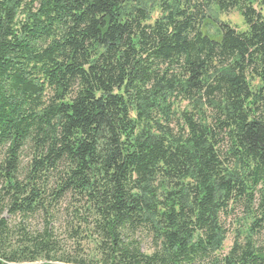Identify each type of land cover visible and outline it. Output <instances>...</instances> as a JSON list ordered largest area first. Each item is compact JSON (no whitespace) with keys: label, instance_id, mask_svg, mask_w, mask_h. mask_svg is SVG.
<instances>
[{"label":"trees","instance_id":"obj_1","mask_svg":"<svg viewBox=\"0 0 264 264\" xmlns=\"http://www.w3.org/2000/svg\"><path fill=\"white\" fill-rule=\"evenodd\" d=\"M69 194L101 264H264V0H0V215ZM239 204L253 221L222 255ZM46 232L7 261L87 264Z\"/></svg>","mask_w":264,"mask_h":264},{"label":"rangeland","instance_id":"obj_2","mask_svg":"<svg viewBox=\"0 0 264 264\" xmlns=\"http://www.w3.org/2000/svg\"><path fill=\"white\" fill-rule=\"evenodd\" d=\"M149 7H156L162 0H144ZM154 9L153 19L159 16L157 9ZM214 16L215 13L209 12L207 16ZM218 19L228 23L238 31H244L247 27L237 11H231L227 14H217ZM203 33L216 38L218 35L217 25L209 18L205 20L201 26ZM186 104H181L180 109L184 110ZM30 151L21 155L23 166H27L31 160ZM74 195L69 194L60 200L54 207H47L46 210H37V212L29 215H21L9 213L7 209L0 215V219L5 220L8 227V234L3 242H0V263L1 264H45L49 263L46 257L39 258L36 262L29 260H21L16 262L7 261L13 253H17L20 257L21 249L28 248L33 250L35 247L31 242L47 234L51 236V247L56 250L51 253L54 260H60L61 257L68 259H76L84 261L87 264H101L100 251L98 250L99 242L97 236L91 232L92 222L90 215L84 210L87 209L84 201L77 200ZM80 199V198H79ZM85 208V209H84ZM245 208L242 204L231 206L229 210L222 216V223L228 231L224 244V250L221 253L226 255L234 242L239 239L244 242L245 230L251 225L253 218L248 219ZM87 219V221H85ZM88 222V223H86ZM256 237V236H254ZM253 237V238H254ZM136 239L141 245V251L144 254H151L154 251V244L150 234L147 232H137L132 235V239ZM49 239V238H47ZM43 238H39V243L43 242ZM257 245L264 244V232L257 236ZM31 252V251H30ZM27 252L26 254L30 253ZM74 264V263H72Z\"/></svg>","mask_w":264,"mask_h":264}]
</instances>
